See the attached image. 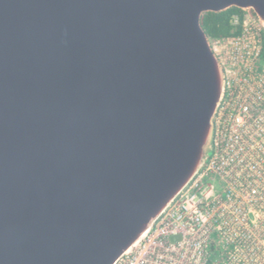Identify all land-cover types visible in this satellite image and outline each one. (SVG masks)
Instances as JSON below:
<instances>
[{"label": "water", "instance_id": "95a60500", "mask_svg": "<svg viewBox=\"0 0 264 264\" xmlns=\"http://www.w3.org/2000/svg\"><path fill=\"white\" fill-rule=\"evenodd\" d=\"M264 0H0V264H116L203 168L224 71L202 15Z\"/></svg>", "mask_w": 264, "mask_h": 264}, {"label": "built area", "instance_id": "2783aa9c", "mask_svg": "<svg viewBox=\"0 0 264 264\" xmlns=\"http://www.w3.org/2000/svg\"><path fill=\"white\" fill-rule=\"evenodd\" d=\"M241 26L210 41L225 75L203 168L116 264H264V25Z\"/></svg>", "mask_w": 264, "mask_h": 264}, {"label": "trees", "instance_id": "16d2710c", "mask_svg": "<svg viewBox=\"0 0 264 264\" xmlns=\"http://www.w3.org/2000/svg\"><path fill=\"white\" fill-rule=\"evenodd\" d=\"M249 13L256 17L251 11ZM244 11L230 8L219 13H206L200 19V25L209 41L237 36L242 30V17ZM236 16L238 24L233 25L232 19ZM264 65V33L262 34L261 52L258 58V66Z\"/></svg>", "mask_w": 264, "mask_h": 264}, {"label": "rangeland", "instance_id": "374dc122", "mask_svg": "<svg viewBox=\"0 0 264 264\" xmlns=\"http://www.w3.org/2000/svg\"><path fill=\"white\" fill-rule=\"evenodd\" d=\"M245 14H246V17H252V15L247 11L245 12Z\"/></svg>", "mask_w": 264, "mask_h": 264}]
</instances>
